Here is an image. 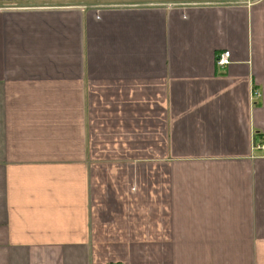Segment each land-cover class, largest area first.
Returning <instances> with one entry per match:
<instances>
[{
  "label": "crops",
  "instance_id": "crops-1",
  "mask_svg": "<svg viewBox=\"0 0 264 264\" xmlns=\"http://www.w3.org/2000/svg\"><path fill=\"white\" fill-rule=\"evenodd\" d=\"M4 1L0 264H264V0Z\"/></svg>",
  "mask_w": 264,
  "mask_h": 264
},
{
  "label": "rangeland",
  "instance_id": "rangeland-1",
  "mask_svg": "<svg viewBox=\"0 0 264 264\" xmlns=\"http://www.w3.org/2000/svg\"><path fill=\"white\" fill-rule=\"evenodd\" d=\"M20 1L21 2H19V4L24 2V3H22V5L30 3L27 0H20ZM11 2H15V1H10V3ZM120 2L129 3V1H127V0H63V5H79V6L83 5V7L84 6H93V7H96V8H102V7H108V6H110L112 4H115V3L119 4ZM1 3H8V4L7 5H0V8L18 6L17 2L16 3H11L13 5H11L9 2H6V1L1 2Z\"/></svg>",
  "mask_w": 264,
  "mask_h": 264
},
{
  "label": "built area",
  "instance_id": "built-area-1",
  "mask_svg": "<svg viewBox=\"0 0 264 264\" xmlns=\"http://www.w3.org/2000/svg\"><path fill=\"white\" fill-rule=\"evenodd\" d=\"M230 61H231V54L230 52L226 51L219 54L216 63L219 68L224 69L230 64ZM258 148L264 149V145H261Z\"/></svg>",
  "mask_w": 264,
  "mask_h": 264
}]
</instances>
